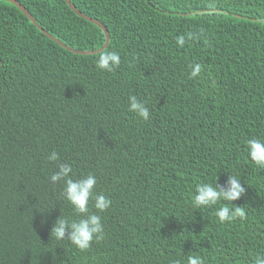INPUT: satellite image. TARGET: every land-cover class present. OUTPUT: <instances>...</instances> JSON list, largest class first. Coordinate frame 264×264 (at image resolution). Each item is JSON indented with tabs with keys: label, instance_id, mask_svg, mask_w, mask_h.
I'll return each instance as SVG.
<instances>
[{
	"label": "trees",
	"instance_id": "trees-1",
	"mask_svg": "<svg viewBox=\"0 0 264 264\" xmlns=\"http://www.w3.org/2000/svg\"><path fill=\"white\" fill-rule=\"evenodd\" d=\"M16 1L72 49L105 41L65 0ZM70 2L105 26L106 48L69 51L0 0V264H252L264 255V168L247 151L264 138V0ZM102 51L120 65L99 69ZM53 150L112 201L104 212L90 202L104 236L86 251L51 236L60 215L77 218L49 180ZM229 174L246 188L232 202L246 218L221 223L216 210L231 202L192 199Z\"/></svg>",
	"mask_w": 264,
	"mask_h": 264
},
{
	"label": "clouds",
	"instance_id": "clouds-1",
	"mask_svg": "<svg viewBox=\"0 0 264 264\" xmlns=\"http://www.w3.org/2000/svg\"><path fill=\"white\" fill-rule=\"evenodd\" d=\"M98 22L101 23L100 21ZM95 25L99 27L97 24ZM177 44L178 46H183L185 44V37H179L177 39ZM120 63V56L114 51H102L97 60L98 68L105 71H111L115 67H118ZM199 72L200 66L194 65L191 76L195 77ZM128 110L145 121L150 118V111L146 103L138 99L135 95H130L128 97ZM247 151L251 161L257 166L264 168V138H253L248 140ZM47 160L57 163L56 170L49 177L50 182L54 185L63 184L62 197L72 206L77 217L73 219L60 215L51 228V236L57 241L68 240L75 248L81 251H86L91 247L94 240H101L104 236V227L101 217L90 211V202H94V207L97 212H104L111 206L112 201L105 195L96 192L97 178L94 174H87L82 178H73L72 166L68 163H59L60 156L55 150L48 154ZM245 192L246 188L241 185L240 178L229 174L227 186L223 188L220 187L217 181L214 183L204 182L198 184L195 189V195L192 199V205L196 209L210 208L217 205L220 201H228L231 202L232 207L225 205L216 210L215 214L219 221L224 223L231 222L236 218L245 219V209L242 206H235L232 203L244 195ZM188 264H203V262L198 256H189ZM252 264H264V255H257L254 257Z\"/></svg>",
	"mask_w": 264,
	"mask_h": 264
},
{
	"label": "water",
	"instance_id": "water-1",
	"mask_svg": "<svg viewBox=\"0 0 264 264\" xmlns=\"http://www.w3.org/2000/svg\"><path fill=\"white\" fill-rule=\"evenodd\" d=\"M7 2H10V3H12L13 5H15L22 13H24L27 17H28V19L31 21V22H33L38 28H39V30H41L49 39H51V40H53V41H55L56 43H58L60 46H62V47H64V48H66V49H68V50H72L74 53H76V54H95V53H97V52H100L102 49H104L106 46H107V44H108V41H109V34H108V32H107V30L105 29V27L101 24V23H99L97 20H94V19H92V18H90V17H87V16H85V15H83L80 11H78L72 4H71V2L69 1V0H65L66 1V3L69 5V7L77 14V15H79L80 17H83V18H85L86 20H88V21H91V22H93V23H95V24H97L100 28H101V30H102V32L104 33V35H105V42H104V44L99 48V49H96V50H93V51H78V50H75V49H72V48H69V47H67L65 44H63L61 41H59L58 39H56L55 37H53L52 35H50L49 33H47L44 29H42L38 24H37V22L35 21V19L32 17V15L20 4V3H18L16 0H6Z\"/></svg>",
	"mask_w": 264,
	"mask_h": 264
}]
</instances>
